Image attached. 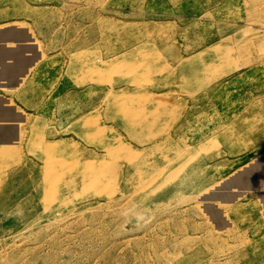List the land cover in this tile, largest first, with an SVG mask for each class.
Listing matches in <instances>:
<instances>
[{"label": "rangeland", "instance_id": "374dc122", "mask_svg": "<svg viewBox=\"0 0 264 264\" xmlns=\"http://www.w3.org/2000/svg\"><path fill=\"white\" fill-rule=\"evenodd\" d=\"M0 264H264V0H0Z\"/></svg>", "mask_w": 264, "mask_h": 264}]
</instances>
